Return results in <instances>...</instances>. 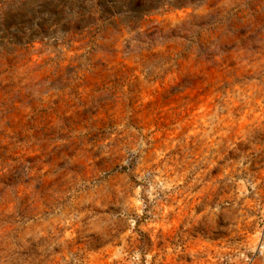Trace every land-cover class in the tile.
<instances>
[{
  "label": "clouds",
  "instance_id": "obj_1",
  "mask_svg": "<svg viewBox=\"0 0 264 264\" xmlns=\"http://www.w3.org/2000/svg\"><path fill=\"white\" fill-rule=\"evenodd\" d=\"M0 264H264V0H0Z\"/></svg>",
  "mask_w": 264,
  "mask_h": 264
}]
</instances>
